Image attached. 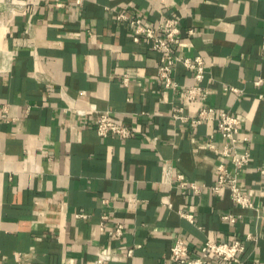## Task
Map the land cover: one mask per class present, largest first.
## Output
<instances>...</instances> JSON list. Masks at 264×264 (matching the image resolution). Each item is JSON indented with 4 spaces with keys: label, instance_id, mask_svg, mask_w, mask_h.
I'll return each instance as SVG.
<instances>
[{
    "label": "crops",
    "instance_id": "obj_1",
    "mask_svg": "<svg viewBox=\"0 0 264 264\" xmlns=\"http://www.w3.org/2000/svg\"><path fill=\"white\" fill-rule=\"evenodd\" d=\"M4 1L0 264H17L19 253L25 264H92L101 252L112 254L108 264H180L171 252L179 236L193 249L207 239H242L245 264H264V0H11L13 12ZM119 14L155 26L180 18L177 51L203 57L204 103L182 98L196 82L183 62L174 71L179 89L163 84L160 52L134 40ZM205 104L242 120L249 141L241 145L252 158L240 181L256 208L235 203L226 188L212 190L223 157L206 142L213 136L222 145L217 121L194 127L172 116ZM92 109L110 110L132 135H99ZM167 168L171 179L182 173L203 191L169 182ZM120 223L123 235L110 236Z\"/></svg>",
    "mask_w": 264,
    "mask_h": 264
},
{
    "label": "built area",
    "instance_id": "obj_2",
    "mask_svg": "<svg viewBox=\"0 0 264 264\" xmlns=\"http://www.w3.org/2000/svg\"><path fill=\"white\" fill-rule=\"evenodd\" d=\"M83 0H77L81 4ZM63 5V3H58ZM5 9L8 12H13L15 4L11 0L3 2ZM119 18L129 20L132 28L133 38L136 41L142 39L149 40L152 48L160 52L159 76L163 84L168 88L179 89V83L175 79V66L179 62H183L187 67L194 71L196 82L181 90L182 98L188 101L201 100L203 103L208 98L210 90L204 85V79L207 73L203 57L201 55L184 56L178 53L177 48L182 43L180 18L176 15L167 16L159 25L151 24L145 17L137 16L129 18L125 14H119ZM194 29H190V33H194ZM264 47V46H263ZM130 76L126 74L123 78L125 84H129ZM263 78L256 80V83H261ZM234 91H239L238 88H233ZM80 114H86L90 110H77ZM95 126L101 136L115 135L120 138H128L133 133V128L116 119L110 110H96ZM173 118L191 126H199L211 120L217 121L218 132L222 137V145L219 147L214 141L213 136L207 140L206 144L222 157L223 161L217 164L218 179L213 185L212 190L215 193L221 192L223 189L230 191L233 201L243 207L256 208L257 204L246 192L241 185L240 173L250 164L252 158L251 149L241 145L242 142L249 141V137L241 138V118L229 110H219L211 105H203L196 114H188L183 106L173 110ZM227 161L232 167H228ZM264 173V169H262ZM167 178L169 182L176 183L179 187L187 188L193 193L198 194L203 191L204 185L199 184L194 180H189L186 176L180 173L176 180L171 179V170L167 168ZM171 205V204H170ZM183 216L189 219L193 215L188 212L180 211ZM78 217H85L87 213L84 211L77 213ZM108 216L104 215L106 219ZM222 218L231 222H236L238 216L234 214H223ZM101 229L106 231L104 223L101 224ZM110 236L119 237L124 233V224L120 223L116 229L108 231ZM252 234H248L247 238H253ZM246 245L244 240L235 239L232 241L207 239L198 248L193 249L183 237H177L172 245V260L180 264H223L229 262L232 264H245L242 255ZM133 249H130L129 254L132 255ZM113 256L110 252H101L92 261V264H108L112 261ZM23 253H19L17 264H25Z\"/></svg>",
    "mask_w": 264,
    "mask_h": 264
}]
</instances>
